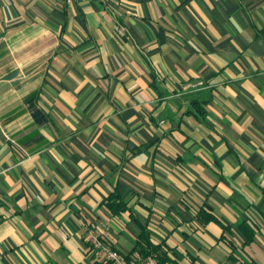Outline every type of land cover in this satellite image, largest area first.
I'll list each match as a JSON object with an SVG mask.
<instances>
[{
  "label": "crops",
  "instance_id": "0c3cea01",
  "mask_svg": "<svg viewBox=\"0 0 264 264\" xmlns=\"http://www.w3.org/2000/svg\"><path fill=\"white\" fill-rule=\"evenodd\" d=\"M0 203V264H264V0H0Z\"/></svg>",
  "mask_w": 264,
  "mask_h": 264
},
{
  "label": "trees",
  "instance_id": "16d2710c",
  "mask_svg": "<svg viewBox=\"0 0 264 264\" xmlns=\"http://www.w3.org/2000/svg\"><path fill=\"white\" fill-rule=\"evenodd\" d=\"M210 93V91H206ZM191 103V112L194 113L200 117H204L207 114L206 106L210 103V100H208L207 97L203 96V92L201 91L198 93V96L195 99H192L190 101ZM41 113V112H40ZM44 119L42 118L41 121ZM110 209L113 214L116 213H122L129 210V207L121 201L120 197L118 195H111L106 203H105ZM200 219L203 221H213V218L206 213H201ZM239 229L244 234V236L247 238L248 241H252L255 236V230H253L250 225L248 224V220L243 221L239 225ZM139 241L137 242V245L134 249L139 255L143 257H148L153 254H156L158 249L157 247H154L152 243L150 242V239L147 235V232L144 228H141V234L139 235ZM161 264V263H160Z\"/></svg>",
  "mask_w": 264,
  "mask_h": 264
},
{
  "label": "built area",
  "instance_id": "2783aa9c",
  "mask_svg": "<svg viewBox=\"0 0 264 264\" xmlns=\"http://www.w3.org/2000/svg\"><path fill=\"white\" fill-rule=\"evenodd\" d=\"M1 217L2 210L0 203V220ZM86 239L95 257L104 264H130L121 253L105 242L97 230H88ZM142 264H158L157 257L155 255L148 256L143 260Z\"/></svg>",
  "mask_w": 264,
  "mask_h": 264
}]
</instances>
